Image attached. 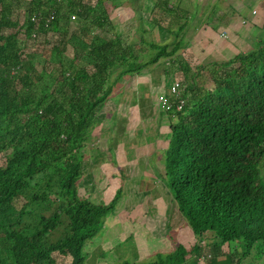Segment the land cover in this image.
<instances>
[{
    "label": "trees",
    "instance_id": "trees-1",
    "mask_svg": "<svg viewBox=\"0 0 264 264\" xmlns=\"http://www.w3.org/2000/svg\"><path fill=\"white\" fill-rule=\"evenodd\" d=\"M117 6L0 0V264H264V25L246 52L169 69L164 81L180 80L179 95L168 87L157 98L168 128L161 168L149 163L153 185L190 228L191 248L180 241L152 259L111 263L108 251L86 250L115 214L121 191L107 203L87 192V175L104 152L92 147L94 127L124 77L135 84L148 65L179 48L152 42L145 61L130 47L125 52ZM162 8L169 17L167 1ZM129 9L133 15L132 3ZM126 88L118 91L123 102ZM163 95L170 110L160 107ZM163 226L171 229L166 219Z\"/></svg>",
    "mask_w": 264,
    "mask_h": 264
},
{
    "label": "rangeland",
    "instance_id": "rangeland-1",
    "mask_svg": "<svg viewBox=\"0 0 264 264\" xmlns=\"http://www.w3.org/2000/svg\"><path fill=\"white\" fill-rule=\"evenodd\" d=\"M246 2L238 3L245 5ZM130 3L138 9L139 4H148L149 0H131L113 10L119 20H123L121 23L123 26H129L136 21L140 24L143 19V15L135 10V19H132V22L128 21L131 19L128 11ZM198 27H196L198 31L194 28V36H201L200 32L204 30L200 24ZM191 62L195 63L193 60ZM204 80L206 81L205 76L198 78L201 83ZM141 81L142 78L138 77L135 84H118L116 92L111 95L112 102L108 101L102 122L95 125L91 138L92 147L99 150L102 148L104 152L98 164H95L87 175V182L92 187L87 191L88 194L94 195L92 196L94 201L103 199L107 203L121 187L115 214L106 220V226L99 232L98 239L88 243L86 249L95 254L99 251H108L106 256L108 263L114 262L118 257L133 260L135 255L140 261L148 260L157 252L166 253L172 250L180 241L186 249H190L193 244L190 228L184 223L176 206L170 205L169 197L159 188L158 183L156 186L153 185L157 180H152L154 172L149 164L152 161L159 165L162 156L160 149L166 147L168 127L166 113L161 112L156 104L159 96L153 94L160 95L159 91H166L169 85L167 82L161 84L162 81H155L150 86H145L140 83ZM163 84L166 89L161 88ZM120 87H127L128 102L119 100ZM122 117L124 120L120 122ZM116 122L119 124L116 125ZM102 127H106V131H101ZM141 128L142 131L145 128L146 132L139 137L136 133ZM108 147L115 149L113 156L106 153ZM91 154L88 148L85 152L88 160ZM141 155L144 156V161H140ZM80 191L84 193L86 190L81 188ZM165 219L170 224V230L164 226L159 227V220L165 222ZM93 257L92 254L91 258Z\"/></svg>",
    "mask_w": 264,
    "mask_h": 264
},
{
    "label": "crops",
    "instance_id": "crops-1",
    "mask_svg": "<svg viewBox=\"0 0 264 264\" xmlns=\"http://www.w3.org/2000/svg\"><path fill=\"white\" fill-rule=\"evenodd\" d=\"M150 1H155L158 5L154 6L156 3L152 5ZM165 1L172 9L169 17H166L162 8ZM149 2L142 3L140 9L134 6L143 15L140 24L136 20V23L129 26H123L121 24L123 20L118 22L120 24L118 31L121 32V28L123 31L125 52L127 47H130L135 54L141 55L140 61H145L153 54L150 48L152 42L155 45L168 46V49L177 46L179 48L171 58H165L164 63L163 59H160L157 63L148 65L136 76L135 79L142 78L140 83L145 86H150L155 81L164 83L169 69L178 70L185 66L195 69V66L197 68L233 58L237 53L246 52L254 47L263 34L262 0H149ZM238 2L246 3L240 5ZM128 11L130 12L129 8ZM129 17L131 19L128 21L132 22L135 14L131 15L130 12ZM199 24L204 30L200 32L201 36H194V28ZM196 45L201 50H197ZM128 79L132 78L129 76L123 78L124 81ZM124 81L121 83H125ZM161 88L166 89L165 84ZM165 92L159 91L160 95H153L157 97Z\"/></svg>",
    "mask_w": 264,
    "mask_h": 264
},
{
    "label": "built area",
    "instance_id": "built-area-1",
    "mask_svg": "<svg viewBox=\"0 0 264 264\" xmlns=\"http://www.w3.org/2000/svg\"><path fill=\"white\" fill-rule=\"evenodd\" d=\"M179 88H180V83L178 81H174L171 86H170V93L173 94L174 97L179 95ZM160 107L164 110H170L173 106L170 102L169 97L167 95H163V97L160 98L159 100ZM183 106V101H180V103L175 107L177 111H180Z\"/></svg>",
    "mask_w": 264,
    "mask_h": 264
},
{
    "label": "clouds",
    "instance_id": "clouds-1",
    "mask_svg": "<svg viewBox=\"0 0 264 264\" xmlns=\"http://www.w3.org/2000/svg\"><path fill=\"white\" fill-rule=\"evenodd\" d=\"M117 2H118V6H117V8L119 7V6H121V5H125L126 4V2H131V0H116ZM116 9V8H115ZM114 9V10H115ZM75 18V16L74 15H72V19H74ZM174 82V81H173ZM172 82V83H173ZM179 82V81H178ZM171 83V84H172ZM180 83V82H179ZM171 86V85H170ZM170 86H169V90H170ZM180 87H181V84H180ZM180 89V88H179ZM184 104H185V101H183V106H184Z\"/></svg>",
    "mask_w": 264,
    "mask_h": 264
}]
</instances>
